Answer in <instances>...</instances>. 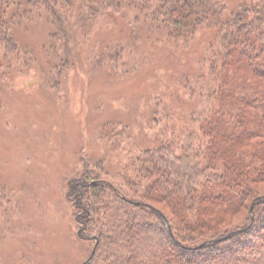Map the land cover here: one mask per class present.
I'll list each match as a JSON object with an SVG mask.
<instances>
[{"label": "trees", "instance_id": "1", "mask_svg": "<svg viewBox=\"0 0 264 264\" xmlns=\"http://www.w3.org/2000/svg\"><path fill=\"white\" fill-rule=\"evenodd\" d=\"M123 9L155 40L209 35L185 80L188 117L175 127L154 112L155 140L115 178L74 179L78 236L88 257L96 246L82 264H264V0H0V49L20 47L14 29L28 16L46 15L61 48L73 26L92 31Z\"/></svg>", "mask_w": 264, "mask_h": 264}, {"label": "rangeland", "instance_id": "2", "mask_svg": "<svg viewBox=\"0 0 264 264\" xmlns=\"http://www.w3.org/2000/svg\"><path fill=\"white\" fill-rule=\"evenodd\" d=\"M132 12L73 26L61 48L46 15H27L14 29L20 47L0 49V264H82L92 242L78 236L74 179L115 178L155 140L154 112L175 127L188 117L185 80L208 32L177 46L135 31Z\"/></svg>", "mask_w": 264, "mask_h": 264}, {"label": "water", "instance_id": "3", "mask_svg": "<svg viewBox=\"0 0 264 264\" xmlns=\"http://www.w3.org/2000/svg\"><path fill=\"white\" fill-rule=\"evenodd\" d=\"M78 232H80V231L78 230ZM95 250H96V246L94 247L92 254L84 261V263H87L93 257Z\"/></svg>", "mask_w": 264, "mask_h": 264}]
</instances>
